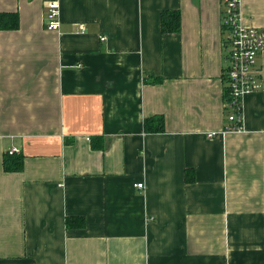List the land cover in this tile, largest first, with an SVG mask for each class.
I'll return each mask as SVG.
<instances>
[{
  "label": "crops",
  "instance_id": "crops-1",
  "mask_svg": "<svg viewBox=\"0 0 264 264\" xmlns=\"http://www.w3.org/2000/svg\"><path fill=\"white\" fill-rule=\"evenodd\" d=\"M224 1L59 0L49 31L45 0H0V264H264V52L227 131Z\"/></svg>",
  "mask_w": 264,
  "mask_h": 264
},
{
  "label": "built area",
  "instance_id": "built-area-1",
  "mask_svg": "<svg viewBox=\"0 0 264 264\" xmlns=\"http://www.w3.org/2000/svg\"><path fill=\"white\" fill-rule=\"evenodd\" d=\"M241 0H225L223 8V22L228 30L225 42L224 78L227 82L228 99L225 109L230 126L227 131L242 130V99L257 88L255 69L257 58L264 52V27H244L239 24V9ZM46 22L49 31H56L59 22V0H45ZM218 133H208L206 137L215 138ZM16 153L11 150L9 154ZM142 189L143 184L134 185Z\"/></svg>",
  "mask_w": 264,
  "mask_h": 264
},
{
  "label": "trees",
  "instance_id": "trees-1",
  "mask_svg": "<svg viewBox=\"0 0 264 264\" xmlns=\"http://www.w3.org/2000/svg\"><path fill=\"white\" fill-rule=\"evenodd\" d=\"M161 32L162 33H177L180 29V14L179 11H167L161 13ZM18 27V16L16 13H0V30L16 29ZM225 99H228V89H225ZM144 130L148 133L163 132V118L152 117L150 120L144 121ZM2 166L6 172H20L23 167V160L21 156H5L3 157ZM194 175H185V182L192 183ZM67 228L76 227L81 228L84 225L82 218H67L65 221Z\"/></svg>",
  "mask_w": 264,
  "mask_h": 264
}]
</instances>
